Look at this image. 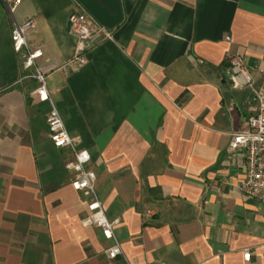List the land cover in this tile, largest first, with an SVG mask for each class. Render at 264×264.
Returning a JSON list of instances; mask_svg holds the SVG:
<instances>
[{"label": "crops", "instance_id": "crops-1", "mask_svg": "<svg viewBox=\"0 0 264 264\" xmlns=\"http://www.w3.org/2000/svg\"><path fill=\"white\" fill-rule=\"evenodd\" d=\"M73 11L113 38L49 73L48 92L91 154L130 264H264V210L239 193L244 151L231 147L255 99L232 88L228 63L242 50L264 85V0H0V264H124L82 225L90 194L73 188L51 102L32 94L13 48L14 25L33 18L43 66L71 58Z\"/></svg>", "mask_w": 264, "mask_h": 264}, {"label": "built area", "instance_id": "built-area-1", "mask_svg": "<svg viewBox=\"0 0 264 264\" xmlns=\"http://www.w3.org/2000/svg\"><path fill=\"white\" fill-rule=\"evenodd\" d=\"M10 10L13 12L15 6L10 7ZM34 26L33 18L14 25L12 29L13 48L19 55L22 68L25 71L23 79L29 78L35 83L32 94L39 95L51 102L47 117L50 141L55 148L65 151L63 164L69 173L73 188L85 190L90 194L88 214L81 220V223L85 227L97 226L101 228L104 237L110 241L106 250L108 257L111 259L122 257L124 264H130L125 257L123 245L117 233L120 220L112 219L107 215L100 193L96 188L97 174L89 166L91 154L89 150L78 147L74 141L63 115L50 98L47 86L49 73L67 70L75 63L87 64V52L92 50L96 43L111 40L113 33L100 24L93 23L92 25V18L86 12L73 11L69 17V31L77 39L76 52L71 58L59 60L53 67L46 69L43 66L44 48L33 46L28 40V33ZM226 39L230 41L231 37L228 36ZM244 60L242 50H236L228 57L232 88L235 91L250 89L254 95L255 104L251 108L244 126L232 135L231 147L241 148L244 151L246 170L239 193L256 198L264 210V85L255 84ZM261 248L264 252V241ZM244 257L247 260L250 259V249L245 250Z\"/></svg>", "mask_w": 264, "mask_h": 264}, {"label": "trees", "instance_id": "trees-1", "mask_svg": "<svg viewBox=\"0 0 264 264\" xmlns=\"http://www.w3.org/2000/svg\"><path fill=\"white\" fill-rule=\"evenodd\" d=\"M9 89H11V87L10 88H7V90H9ZM30 96H29V94H28V98H29Z\"/></svg>", "mask_w": 264, "mask_h": 264}]
</instances>
